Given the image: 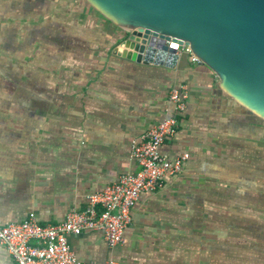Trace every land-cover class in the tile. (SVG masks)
I'll return each mask as SVG.
<instances>
[{
  "label": "crops",
  "instance_id": "crops-1",
  "mask_svg": "<svg viewBox=\"0 0 264 264\" xmlns=\"http://www.w3.org/2000/svg\"><path fill=\"white\" fill-rule=\"evenodd\" d=\"M122 33L82 0H0V224H57L138 172L133 142L185 88L160 149L187 153L183 170L141 195L121 246L93 231L71 247L91 264H264V122L189 53L174 68L119 56ZM0 264H15L1 243Z\"/></svg>",
  "mask_w": 264,
  "mask_h": 264
},
{
  "label": "water",
  "instance_id": "water-1",
  "mask_svg": "<svg viewBox=\"0 0 264 264\" xmlns=\"http://www.w3.org/2000/svg\"><path fill=\"white\" fill-rule=\"evenodd\" d=\"M82 1L121 29L119 56L174 68L188 47L228 98L264 122V0Z\"/></svg>",
  "mask_w": 264,
  "mask_h": 264
},
{
  "label": "built area",
  "instance_id": "built-area-1",
  "mask_svg": "<svg viewBox=\"0 0 264 264\" xmlns=\"http://www.w3.org/2000/svg\"><path fill=\"white\" fill-rule=\"evenodd\" d=\"M186 52L192 61L201 62L188 47ZM187 100L185 88L171 91L172 115L149 128L131 146L130 158L137 163L139 171L121 175L117 182L89 194L82 211L68 212L57 224H41L34 213L18 223L0 224V243L14 263L91 264L79 259L70 244V236L84 232H102L110 248L121 246L141 195L162 190L166 177L179 174L189 158L187 153L173 159L160 153L164 143L176 135ZM104 264L117 263L109 260Z\"/></svg>",
  "mask_w": 264,
  "mask_h": 264
},
{
  "label": "rangeland",
  "instance_id": "rangeland-1",
  "mask_svg": "<svg viewBox=\"0 0 264 264\" xmlns=\"http://www.w3.org/2000/svg\"><path fill=\"white\" fill-rule=\"evenodd\" d=\"M186 51V50H185Z\"/></svg>",
  "mask_w": 264,
  "mask_h": 264
}]
</instances>
